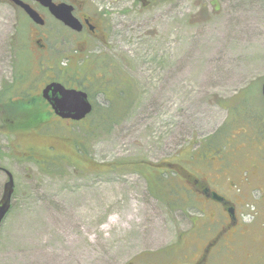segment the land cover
<instances>
[{
    "label": "rangeland",
    "instance_id": "1",
    "mask_svg": "<svg viewBox=\"0 0 264 264\" xmlns=\"http://www.w3.org/2000/svg\"><path fill=\"white\" fill-rule=\"evenodd\" d=\"M89 2L93 12L104 13L111 31L115 27V48L108 55L125 76L124 104L112 110L115 120L100 124L94 116L82 124L54 116L42 133L57 141L12 133L18 131L3 119L8 116L15 126L28 115L13 107L0 112V201L6 171L15 182L12 209L0 225V264H153V255L161 260L164 249L190 229L196 211L187 210L195 195L185 178L167 173L168 186L150 185L146 175L167 177L164 169L150 167L193 172L198 147L215 136L211 144L225 147L228 167L234 162L243 169L248 157L253 162L248 151L231 153L255 138L245 129L250 137L240 139L243 127L264 121V0H164L144 14L134 0ZM48 27L56 35L63 31L50 20L37 27L21 10L0 3V99L14 78L23 77V89L10 88L21 98L50 73L36 61L33 46L34 30L42 43H56ZM102 100L97 98L101 110ZM87 130L93 131L86 142L92 161L74 155L67 143ZM34 148L48 153L41 157ZM30 153L54 165L45 171L24 159ZM172 259L177 264V256Z\"/></svg>",
    "mask_w": 264,
    "mask_h": 264
},
{
    "label": "flooded vegetation",
    "instance_id": "2",
    "mask_svg": "<svg viewBox=\"0 0 264 264\" xmlns=\"http://www.w3.org/2000/svg\"><path fill=\"white\" fill-rule=\"evenodd\" d=\"M24 1L42 16V11L48 15V19L43 16L45 19L43 28L48 26L50 20L59 25L63 31L56 30V33H59L56 35L48 27L49 36H54L56 39V43L50 45L46 42L42 43L45 39L40 38V32L34 30L33 46L36 61L45 65V69L50 73L37 90L27 91V97L21 100L28 97L41 98L42 88L58 81L67 88L84 91L93 106V112L97 108V98L100 96L105 102L102 110H116L119 108L116 103L119 106L124 104L117 93L120 94L118 91L121 86L120 80L125 76L115 71V66L108 55L115 48L113 40L117 35L115 27L110 30L104 13L93 12L89 0H54L56 5L64 4L71 9L79 27V30H74L57 20L47 9L33 0ZM163 2L164 0H134L133 7L135 10L139 9L140 14H144ZM0 3L14 6L6 0H0ZM42 36L45 34L43 33ZM73 67L81 68L78 71L82 68L86 72L92 71V76L95 77L98 74L96 79L106 78V83L111 87L94 96L92 92L94 77H89L83 82L78 79V83H66L56 77L55 72H63L64 69ZM17 79L19 80L14 78L13 84L17 83ZM126 82L131 88L133 87L129 81ZM132 96L131 94L126 108L130 106ZM13 100L20 101V98L16 97ZM43 101L47 110L53 112L51 106ZM91 118L88 117L84 122H89ZM63 121L70 122V120ZM245 129L255 138H249ZM241 131L240 139L246 135V138H249L248 142L235 146L231 154L236 156L239 152L241 154L242 151H248L252 153L250 155L253 157V162L248 157L247 166L243 169L234 162L228 167L224 163L226 157L223 155L224 148L212 147L210 142L204 148L198 147L194 158L197 163L196 169L193 175L189 176L191 183L188 184L189 190L193 191L195 196L191 195L192 203L186 204L187 210L191 206L196 211L190 218L191 227L179 234L176 246L164 249V257L161 260L158 259L160 254L153 255L155 262L153 264H176L171 262L174 255L177 256V264H232L240 261L245 264H264V121L260 122L258 127L254 120L249 128L243 127ZM248 208H252L253 211H249Z\"/></svg>",
    "mask_w": 264,
    "mask_h": 264
},
{
    "label": "trees",
    "instance_id": "3",
    "mask_svg": "<svg viewBox=\"0 0 264 264\" xmlns=\"http://www.w3.org/2000/svg\"><path fill=\"white\" fill-rule=\"evenodd\" d=\"M79 69L81 68H72V69H64L63 72H60L58 71L57 74H58V79H62V81H65L66 83H78V79L81 80L82 82L85 81L87 78L89 77H94V84L92 85V91H96L97 93H101V92H105L107 91L111 85H108L106 83V78L104 77H101L100 79H96L95 75L92 76V71H83V68L82 70L78 71ZM101 71V70H100ZM95 73V72H94ZM23 77H20L19 80L17 79V83L14 84L13 87L14 89H23V86H21V82H23L21 79ZM126 81H129L128 79L125 78ZM120 83L122 85V80H120ZM19 86V87H18ZM120 86V85H119ZM118 86V87H119ZM128 86H130L128 84ZM12 87H9L6 89V91L4 92L3 96H1V99H0V112H5L3 111L4 109L6 108H11L13 107V112H16L17 113H25L28 115V118L26 120H22L20 121L19 123H16V125L14 126V124L11 126L10 124L8 123H14L13 121H9V117L6 116L5 119H3V122L5 123V126H7V128H9L10 130L12 131H18V132H12V133H21L23 135V137H26V138H29L31 140H36V141H43L45 139H56L55 137H50V136H46L42 133V130L44 125H49V124H53V121H51V119L53 118V113L48 111L47 108L44 106V101L42 98H37V97H28L27 99L25 100H21L20 101H14L13 100V97L12 94H11V91L13 89H10ZM113 88H118L116 86H112ZM249 89V88H248ZM118 91L120 92L117 93V95H119V98L122 99V97L126 94L121 87L120 89L118 88ZM113 92V91H112ZM96 93V94H97ZM8 96H10L8 99H6ZM10 101L12 100V102H7V101ZM125 108V107H124ZM7 110V109H6ZM12 110V109H10ZM97 122L96 123H103L105 121H109V120H112L111 116H113V112L112 110H101V108L99 106H97V108L95 109L93 115ZM95 126H93L94 128ZM97 128V127H95ZM92 134H93V131H85L83 132L82 134H80V136L82 135V137H78L76 135H70V138H67V143L70 144V145H73L74 147V155H78V156H83V157H87V159L89 160V156H88V153H87V140H89L90 137H92ZM17 135H20V134H17ZM225 137V136H224ZM58 138V137H57ZM66 139V138H65ZM214 141L217 140V136H215L213 139L209 140L208 143L210 142V145L211 143ZM57 141V139H56ZM55 141V142H56ZM208 143L206 144V146L208 145ZM223 143V141H221V144ZM58 145L60 146H64L60 143H57ZM56 147V146H55ZM66 147V146H64ZM212 147H218V146H215L214 144L212 145ZM224 148V147H222ZM36 149V148H34ZM69 149V148H68ZM71 150V149H70ZM36 151L41 155V157H43L42 155H46L48 153V151L44 152V151H39L38 149H36ZM194 155V154H193ZM196 155V153H195ZM24 159H28V160H32V161H36L38 163H40V161L36 160L34 158V156L30 153L29 156L27 154L24 155ZM33 156V157H32ZM67 159L66 156H64ZM195 157H193L194 159ZM70 159V158H69ZM91 160V159H90ZM75 163H78L76 160H73ZM73 161H70L68 160V162H73ZM92 161V160H91ZM40 165H42V167L45 169V171H47L49 168L48 167H51L52 165L54 164H46V163H40ZM165 166V164H164ZM96 167H103V165L99 164V165H96ZM149 167V166H147ZM160 167L159 166H152L150 168H158ZM169 167V166H168ZM167 168V167H166ZM171 168V167H170ZM177 169H175V172L173 171H165L166 173V176L167 177H164L163 180H157L155 175H152V176H149L146 175V178H148L149 182H150V185L153 181H156V183L158 182H164V186H168L170 183L168 181L169 178H172L170 177V173L174 174L175 177H177L179 179V177L181 176L182 178H185L186 179V182H185V185H187L188 187V184L191 183V179H190V175H193L194 173V170L193 172L190 171V170H187L185 167L183 166H176ZM167 173H169L167 175ZM145 175V174H144ZM170 194V199H171V196L172 194ZM152 195L158 197V195L155 193V191H152ZM174 195V194H173ZM179 197V196H178ZM164 198L166 199V201L170 200L168 199L165 195H164ZM180 199V197H179ZM185 204V203H184Z\"/></svg>",
    "mask_w": 264,
    "mask_h": 264
},
{
    "label": "water",
    "instance_id": "4",
    "mask_svg": "<svg viewBox=\"0 0 264 264\" xmlns=\"http://www.w3.org/2000/svg\"><path fill=\"white\" fill-rule=\"evenodd\" d=\"M22 8L29 18L38 25L43 26L44 20L30 5L21 0H8ZM66 26L79 30L78 23L72 16L67 5H56L53 0H34ZM264 96V84L262 87ZM44 99L51 105L54 113L61 119L80 122L91 114L93 108L86 93L74 89H67L60 83H52L43 91ZM8 182L4 186L3 197L0 201V225L3 223L12 207V198L15 192L13 175L6 171Z\"/></svg>",
    "mask_w": 264,
    "mask_h": 264
}]
</instances>
